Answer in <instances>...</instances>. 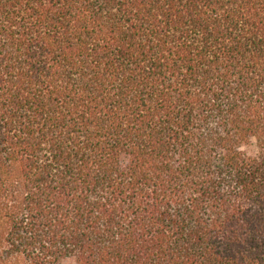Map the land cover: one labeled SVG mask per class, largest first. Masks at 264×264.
I'll list each match as a JSON object with an SVG mask.
<instances>
[{"label":"trees","instance_id":"obj_1","mask_svg":"<svg viewBox=\"0 0 264 264\" xmlns=\"http://www.w3.org/2000/svg\"><path fill=\"white\" fill-rule=\"evenodd\" d=\"M264 264V0H0V264Z\"/></svg>","mask_w":264,"mask_h":264},{"label":"rangeland","instance_id":"obj_2","mask_svg":"<svg viewBox=\"0 0 264 264\" xmlns=\"http://www.w3.org/2000/svg\"><path fill=\"white\" fill-rule=\"evenodd\" d=\"M68 264H74V263H68Z\"/></svg>","mask_w":264,"mask_h":264}]
</instances>
